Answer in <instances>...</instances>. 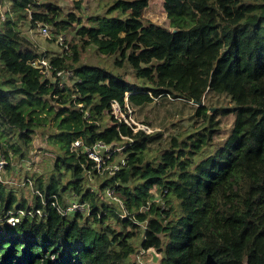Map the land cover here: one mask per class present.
I'll list each match as a JSON object with an SVG mask.
<instances>
[{
	"label": "trees",
	"instance_id": "1",
	"mask_svg": "<svg viewBox=\"0 0 264 264\" xmlns=\"http://www.w3.org/2000/svg\"><path fill=\"white\" fill-rule=\"evenodd\" d=\"M6 1L0 75L11 77L0 80V151L9 163L26 157L37 129L55 114L57 131L48 139L57 149L56 171L49 181L37 174L34 186L60 198L71 190L89 212L62 215L47 206L45 217L0 222V264H142L133 255L150 247L162 253L160 264H264V0H164L169 27L144 18L149 0H109L108 10L120 15L97 16L53 2L0 3ZM26 20L50 23L58 35L74 29L77 39L60 41L70 47L63 53L42 52L20 28ZM90 47L115 56V66L129 65L139 82L84 61ZM43 56L52 65L48 74L33 64ZM127 92L133 107L161 96L202 101L193 114L200 124L171 134L153 156L150 142L162 132L133 130L110 113ZM208 94L226 95L231 104L213 111ZM218 111L235 117L219 143ZM76 140L124 144L125 163L105 170L94 187L87 171L100 173L83 146L73 148ZM8 185L0 181V213L42 206L33 191L30 201ZM107 187L122 203L105 202Z\"/></svg>",
	"mask_w": 264,
	"mask_h": 264
},
{
	"label": "rangeland",
	"instance_id": "2",
	"mask_svg": "<svg viewBox=\"0 0 264 264\" xmlns=\"http://www.w3.org/2000/svg\"><path fill=\"white\" fill-rule=\"evenodd\" d=\"M41 2H53L60 6L65 12L77 11L83 15H120L119 10L109 11L108 8L109 0H85L83 3V9H78L75 4V0H40ZM9 1H6V4L0 3V16L2 17L5 11L9 8ZM66 14V13H65ZM144 18L146 20L153 21L162 26L169 27V19L167 16V11L164 7V0H149L148 6L144 10ZM44 24L41 22L37 23V26H32L29 20L20 22V28L39 48L42 52H51L60 54L64 52L65 48H70L67 44V47H63L60 41L67 39L66 43L73 42L76 40L75 30L69 32H62L59 35L54 32L52 25L46 24L48 29H51V38L42 33V26ZM72 52V51H71ZM70 52V53H71ZM115 56L103 55L96 51L95 47H90L87 52L82 54V59L84 61L99 63L108 66V68H114V70L123 73L130 81L139 82V79L136 77L135 71L129 66L125 65L124 67H118L114 65ZM2 74V73H0ZM69 76V75H68ZM10 75H0V80H5L10 78ZM65 82H68L69 85H72V79L67 78ZM194 100L185 101L180 98H173L171 96H161L154 98L152 102L146 103L141 106L133 107L132 117L136 122L145 124L149 126L153 131H160L162 135L156 137L150 142V152L151 154L158 155L162 148L169 142L171 134H179L181 131L189 129L194 126H198V118H194L195 107L197 106ZM204 102L212 105V110L217 111L220 107L230 106V98L226 95L218 94H208L207 98H204ZM214 108V109H213ZM55 114L51 116V119L47 124L40 126L37 129V132L34 136L32 149L27 153L26 157L15 156L13 160L7 165L6 168V178L14 180V183L8 185L9 187H17L16 192L21 196H26L30 201L33 197L32 188L28 185L22 184L25 178H32L35 182V176L40 174L44 177L45 181H49L51 175L56 171L52 167V161H54V152L56 153L57 149L49 141V136L51 133L57 131V126L55 125L56 119H54ZM109 116H107L108 118ZM53 118V119H52ZM217 118L219 122V131L215 136V142H222L223 139L230 133L233 122L234 114H222L220 111L217 112ZM109 123L110 121L107 120ZM107 122V123H108ZM1 140V137H0ZM0 153H2L0 151ZM118 160V159H115ZM86 168V167H85ZM104 173L95 175L93 170L87 171V182L94 187H98L100 181L103 179ZM67 176L65 177L66 180ZM18 183V184H15ZM68 190L67 192H70ZM151 193L155 194V200H163V194L157 191L156 186H153L150 189ZM66 192H64L65 194ZM119 196V193H117ZM106 197V193L105 196ZM105 202L108 204H116L108 197L104 198ZM116 200V199H115ZM121 200V199H120ZM119 201V200H117ZM163 206L165 201H162ZM88 205V204H87ZM85 212H89L88 209ZM112 222V220H110ZM115 224V222H112ZM119 228L118 225H116ZM142 259L143 264H148L150 255L148 251L142 252L138 251V256L133 255Z\"/></svg>",
	"mask_w": 264,
	"mask_h": 264
},
{
	"label": "built area",
	"instance_id": "3",
	"mask_svg": "<svg viewBox=\"0 0 264 264\" xmlns=\"http://www.w3.org/2000/svg\"><path fill=\"white\" fill-rule=\"evenodd\" d=\"M41 30L44 35H49L50 31L47 25H43ZM33 64L39 67L41 71L46 74L51 72L52 65L47 56L35 59L33 61ZM71 73L72 71H67L66 73L64 72V70L57 71V75L62 77H67ZM65 74L67 75L65 76ZM128 95L129 92H127L126 94L124 103H121L118 100H113L111 102L110 113L112 114L113 118L119 121L120 123H127L129 126L132 127L133 130H138L142 128L148 132L153 131L149 128V126L136 122L135 119L132 117L133 106L129 102ZM82 146V150L86 153L88 158L94 161L92 167L97 168V171L99 173H103L105 172V170H108L111 174L115 173V171L125 163V156L123 153V148L125 147L124 144L121 145L117 142L109 144L99 140L92 145H85V147L82 144L81 140H76L73 143L74 149H77ZM117 153H121V155L119 157L115 156ZM8 163L9 161L6 155L0 153V181L4 183H14V180H10L5 176L6 167ZM22 184L28 185L32 188L33 193L37 194L40 197L42 206H35L32 208L9 209L3 214L0 213V222L4 221L11 226H15L20 222L23 216L45 217L48 213L46 208L47 206L54 207L62 215H70L76 212H85V210L88 209V205L85 202L81 201L78 195L73 191L66 192L65 194H63L62 198H60L56 193H52L49 196H46L34 186V182L31 178H25ZM105 193L108 199H111L114 202L119 200L118 202L122 203V201L120 200L121 198L120 196H117L118 194L115 191L114 187H107ZM141 263L143 264V262Z\"/></svg>",
	"mask_w": 264,
	"mask_h": 264
},
{
	"label": "water",
	"instance_id": "4",
	"mask_svg": "<svg viewBox=\"0 0 264 264\" xmlns=\"http://www.w3.org/2000/svg\"><path fill=\"white\" fill-rule=\"evenodd\" d=\"M193 102H196L198 104H202L203 102H197L194 100ZM214 109V108H213ZM148 253L150 255V258L148 260V264H160L163 258V255L161 252L157 251L154 247H150L148 249Z\"/></svg>",
	"mask_w": 264,
	"mask_h": 264
},
{
	"label": "clouds",
	"instance_id": "5",
	"mask_svg": "<svg viewBox=\"0 0 264 264\" xmlns=\"http://www.w3.org/2000/svg\"><path fill=\"white\" fill-rule=\"evenodd\" d=\"M7 168V167H6ZM148 251V250H147Z\"/></svg>",
	"mask_w": 264,
	"mask_h": 264
}]
</instances>
